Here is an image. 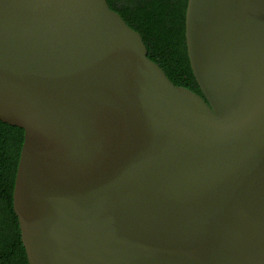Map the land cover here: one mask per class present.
Here are the masks:
<instances>
[{
  "label": "water",
  "instance_id": "1",
  "mask_svg": "<svg viewBox=\"0 0 264 264\" xmlns=\"http://www.w3.org/2000/svg\"><path fill=\"white\" fill-rule=\"evenodd\" d=\"M107 1L0 0L28 264H264V0H187L201 95Z\"/></svg>",
  "mask_w": 264,
  "mask_h": 264
},
{
  "label": "trees",
  "instance_id": "2",
  "mask_svg": "<svg viewBox=\"0 0 264 264\" xmlns=\"http://www.w3.org/2000/svg\"><path fill=\"white\" fill-rule=\"evenodd\" d=\"M107 3L141 35L147 57L175 86L201 95L185 42L187 0H108ZM22 143V129L0 122V264H28L12 205Z\"/></svg>",
  "mask_w": 264,
  "mask_h": 264
}]
</instances>
